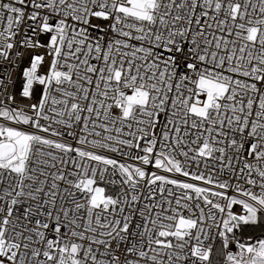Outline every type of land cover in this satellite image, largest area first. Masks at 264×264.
Wrapping results in <instances>:
<instances>
[{
	"label": "snow or ice",
	"instance_id": "1",
	"mask_svg": "<svg viewBox=\"0 0 264 264\" xmlns=\"http://www.w3.org/2000/svg\"><path fill=\"white\" fill-rule=\"evenodd\" d=\"M0 264H264V0H0Z\"/></svg>",
	"mask_w": 264,
	"mask_h": 264
}]
</instances>
